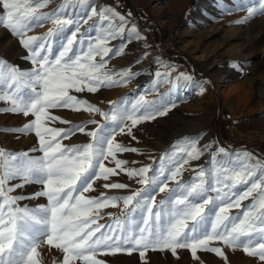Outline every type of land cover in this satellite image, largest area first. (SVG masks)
<instances>
[{"label":"snow or ice","instance_id":"obj_1","mask_svg":"<svg viewBox=\"0 0 264 264\" xmlns=\"http://www.w3.org/2000/svg\"><path fill=\"white\" fill-rule=\"evenodd\" d=\"M49 3L0 0V27L19 38L28 52L25 59L33 65L22 70L0 58V102L9 105L0 112L32 116V121L13 131L34 133L42 153L32 156L0 148V264H42L39 249L45 244L62 251L63 264H104L98 256L139 251L143 257L148 250L175 254L177 249H189L197 259L198 250L226 259L222 248L211 246L213 242L240 249L264 264V158L247 150L230 152L219 145H200L197 136L170 145L154 161L155 169L151 165L127 167V161L117 158L118 153H143L117 142L116 137L124 134L135 139L134 127L165 116L173 106L164 98L149 101L145 96L165 82L178 89L180 81L191 77L181 74L173 80L170 71H157L152 88L141 89L134 99L110 102L111 111L102 112L71 93L126 86L140 73L131 68L112 71L108 63L123 55L133 39L145 38L135 25L129 27L125 16L111 8L97 11L91 0H60L52 11H41ZM244 10L249 18L264 15V0H255ZM91 18H96L94 23L82 32ZM45 23L53 26L46 34L28 35ZM114 40L121 42L110 47ZM53 109L94 113L105 122L93 119L58 129L50 124L71 122L53 115ZM89 124L96 125L94 130H86ZM78 132L90 142L64 145V140ZM205 155L209 159L204 166L188 168L191 161ZM109 159L115 167L106 166ZM117 170L142 187L125 196L85 195L95 190L97 180L108 181ZM186 170L195 175L182 182ZM15 180L20 182L9 183ZM170 182L176 186L169 188ZM29 184L41 188L30 196L12 194ZM102 187L128 186L113 182ZM164 192L168 196L158 203L156 194ZM40 197L46 198V205L30 208L20 204ZM245 200L251 203L242 206ZM121 203L122 217L110 216L111 224H99L104 208ZM234 209L241 211L232 215Z\"/></svg>","mask_w":264,"mask_h":264},{"label":"rangeland","instance_id":"obj_2","mask_svg":"<svg viewBox=\"0 0 264 264\" xmlns=\"http://www.w3.org/2000/svg\"><path fill=\"white\" fill-rule=\"evenodd\" d=\"M174 1L180 0H168L163 3L159 0H91L97 11L101 8H111L125 16L129 27L135 25L140 36L145 38L133 39L127 44L123 55L111 59L108 63V69L112 71L131 68L133 73L138 72L140 75L126 86L100 88L95 93L85 90L71 94L86 99L102 112H110L113 106L110 102L122 98L131 100L136 98L141 89L152 88L156 84L154 73L157 71H170L173 80L185 74L190 76L191 80L180 81L178 89L165 82L159 85L154 93L145 96L149 101L164 98L165 102H171L173 106L165 116L134 127L132 136L135 139L124 134L116 137L117 142L137 148L143 155L125 152L118 153L117 158L127 161L126 166L129 168L138 169L144 165H151L155 169L154 161L158 162L161 154L165 153L170 145L181 138L197 136L200 137V145H219L230 152L247 150L255 157L264 158V15L248 17L244 8L250 3H255V0H249L245 4L232 0L231 3L234 1L237 5L234 9L230 7V2L220 0L219 5L215 3L214 5L223 15L219 17L220 19L216 16L214 25L211 26L206 25V20L199 17V12H192L198 0L185 1L178 17L174 19L164 9L174 7L176 5ZM59 3L60 0H50L47 7L41 11L50 12ZM95 19H89L81 31L89 29ZM244 20H247V23H244ZM52 27L51 23H45L30 31L28 35L43 36ZM120 42L114 40L109 46L119 45ZM0 43H3L2 46L5 45L4 48L0 44V58L22 70L33 68L30 60L25 59L28 52L20 44L19 38L4 27H0ZM138 60L140 63H136ZM157 61L170 65L171 69L163 67ZM234 65H238L239 68ZM7 107H9L7 102H0V109ZM51 111L53 115L71 122L50 124L51 127L58 129H70L73 125L93 119L100 123L105 122L103 117L94 113L67 109ZM32 120V116L0 112V148L14 153L28 152L32 156L42 155L38 151V138L34 133L23 134L13 131ZM95 127L96 125L89 124L86 130H94ZM88 142L90 138L79 132L63 141L67 146L83 145ZM208 159L209 157L205 155L200 160L191 161L188 168L204 166ZM105 164L107 167H115L111 159L105 161ZM117 171L118 174L108 181L97 180L94 184L95 190L85 195L92 198L99 197L101 193L109 197L125 196L142 187L135 179H130L123 172ZM194 175L195 172L191 170L184 171L182 182L188 181ZM19 182L15 180L9 183ZM113 182L123 183L128 187L125 189L102 187L105 183ZM175 186L174 182L169 183V188ZM40 188V185L29 184L22 189L17 188L12 194L30 196ZM167 196V192L158 193L155 199L159 203ZM249 203L251 200H245L242 206ZM20 204L33 208L46 205L47 201L46 198L40 197L22 200ZM122 209V203L118 207L104 208L100 213L103 218L99 220V224H111L110 216L122 217ZM239 211L241 209L232 210V215ZM211 246L222 248L226 259L202 250L197 251V259L192 256L189 249H177L175 254L170 250H148L143 257L139 251H132L131 254L120 252L100 255L97 258L104 264H260L257 258L249 257L240 249L232 250L221 242H213ZM39 252L42 264H63L64 254L61 250L45 244L41 246Z\"/></svg>","mask_w":264,"mask_h":264},{"label":"bare ground","instance_id":"obj_3","mask_svg":"<svg viewBox=\"0 0 264 264\" xmlns=\"http://www.w3.org/2000/svg\"><path fill=\"white\" fill-rule=\"evenodd\" d=\"M160 2L162 1V3L163 2H165V1H168V0H159ZM185 1H187V0H180V1H174V3H176V5L174 6V7H166V8H164V9H166V11L169 13V14H171V16L175 19V18H177L178 17V15H179V13H180V11H181V7H182V5H183V3H185ZM199 2L196 4V6H195V8L192 10V12L193 13H196V12H199L200 14H199V17H202V18H204L205 20H206V25H214L213 24V22H214V20L217 18H221L222 17V15H223V13L221 12V10H218V8H217V6H215L214 5V3L216 4V5H219V1L220 0H198ZM229 4H230V7H233V9L234 8H236L237 7V5L234 3V1H233V3H231L232 2V0L230 1V0H226ZM238 1H240V3L241 4H245V3H247V1H249V0H238ZM172 2V1H171ZM222 8V7H221ZM224 10V9H223ZM160 11H162V10H160ZM162 12H165V11H162ZM161 13V12H160ZM196 15V14H195ZM216 16H218V17H216ZM216 17V18H215ZM215 18V19H214ZM219 18V19H220ZM173 19V20H174ZM5 36V35H4ZM8 39V38H7ZM2 42V41H1ZM1 44V43H0ZM3 44V43H2ZM2 44H1V46H2ZM5 46V45H4ZM4 46H2V47H4ZM7 46H9L8 44H7ZM5 48V47H4ZM7 49H8V47H6ZM7 49H6V51H7ZM10 49V48H9ZM3 52H5V49H3ZM9 52V51H8ZM2 53V52H1Z\"/></svg>","mask_w":264,"mask_h":264}]
</instances>
